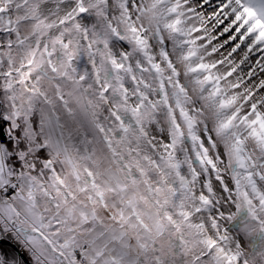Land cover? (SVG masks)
<instances>
[{"label":"snow or ice","instance_id":"6c2138e0","mask_svg":"<svg viewBox=\"0 0 264 264\" xmlns=\"http://www.w3.org/2000/svg\"><path fill=\"white\" fill-rule=\"evenodd\" d=\"M0 264H264V0H0Z\"/></svg>","mask_w":264,"mask_h":264}]
</instances>
